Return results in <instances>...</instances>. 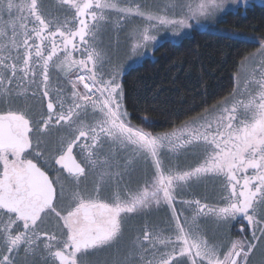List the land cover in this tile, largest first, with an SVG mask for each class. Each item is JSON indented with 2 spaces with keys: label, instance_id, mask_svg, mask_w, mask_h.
Masks as SVG:
<instances>
[{
  "label": "snow or ice",
  "instance_id": "obj_1",
  "mask_svg": "<svg viewBox=\"0 0 264 264\" xmlns=\"http://www.w3.org/2000/svg\"><path fill=\"white\" fill-rule=\"evenodd\" d=\"M222 10L0 0V264H252L258 250L264 264V37L247 38L261 58L227 96L168 130L134 124L126 104L138 58L174 43L161 33L211 30Z\"/></svg>",
  "mask_w": 264,
  "mask_h": 264
},
{
  "label": "trees",
  "instance_id": "obj_2",
  "mask_svg": "<svg viewBox=\"0 0 264 264\" xmlns=\"http://www.w3.org/2000/svg\"><path fill=\"white\" fill-rule=\"evenodd\" d=\"M213 29L218 32L194 29L189 38L164 43L153 50V59H144L124 76L126 104L134 120L146 114L153 121L150 130L165 131L227 96L241 61L259 46L228 39L227 33L264 37V7L228 12Z\"/></svg>",
  "mask_w": 264,
  "mask_h": 264
},
{
  "label": "rangeland",
  "instance_id": "obj_3",
  "mask_svg": "<svg viewBox=\"0 0 264 264\" xmlns=\"http://www.w3.org/2000/svg\"><path fill=\"white\" fill-rule=\"evenodd\" d=\"M162 2H163V0H162ZM253 5H258V6H263L264 7V0H248L247 4H245V0H225V8L227 9V13L228 12H236L240 8L241 9H245V8L251 7ZM224 16H225V14H224V12L222 10V12L217 13L216 16H213V17L209 18V22L208 23H210L212 25H215L218 22H220L224 18ZM194 29L200 30V31H216L213 28H211V30H210L208 26H202L200 28H197V27L194 26L193 29L184 30V31L185 32H189L191 34L192 30H194ZM216 32H218V31H216ZM221 33H225V32H221ZM229 33H231L233 35H237L238 34L240 36V39H246L247 40V38L251 37V36H247L245 34L236 33V32H229ZM229 33H227V34H229ZM112 34H113V32L110 31L105 36L104 39L108 40L112 36ZM161 35L167 37V39L169 41H174V43H177V42H179L180 40H182L184 38L183 35L180 36V37H175V36L172 35V33L170 31L166 32V33H161ZM256 43L259 45L258 42H256ZM258 50H259V46H258V48L256 50H254L251 54H249L247 56V57H250V59L246 62L245 66L242 67L240 65V68H239L238 72H240V73L245 72L247 70V66L250 65L252 63V61L258 60V59L261 58V54L259 53ZM146 58L153 59V49H149L147 51V53L143 57H139L138 58L139 59V63L137 65L141 64L142 61L144 59H146ZM260 259H261V251L258 250L256 253H254V255L252 257V263L259 264Z\"/></svg>",
  "mask_w": 264,
  "mask_h": 264
},
{
  "label": "flooded vegetation",
  "instance_id": "obj_4",
  "mask_svg": "<svg viewBox=\"0 0 264 264\" xmlns=\"http://www.w3.org/2000/svg\"><path fill=\"white\" fill-rule=\"evenodd\" d=\"M139 21H136V23H138ZM113 34L112 36L108 39L105 40V43H111V47H112V52H113V59L114 60H118L121 64H127L129 63L133 57H131L129 55L128 52V41L126 39V31H116L113 30L112 31ZM132 122L134 124L140 125L141 124V120H134L132 117ZM160 132V131H157ZM204 194V189H198L196 191V195H202ZM207 194H211V187H209L208 189V193ZM237 228L239 227V225L236 226ZM233 234H236V229H233ZM102 258H107L108 254H101Z\"/></svg>",
  "mask_w": 264,
  "mask_h": 264
}]
</instances>
